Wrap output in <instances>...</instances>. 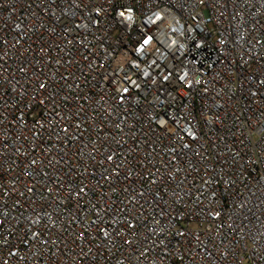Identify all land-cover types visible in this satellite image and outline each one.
Masks as SVG:
<instances>
[{
  "label": "built area",
  "instance_id": "2783aa9c",
  "mask_svg": "<svg viewBox=\"0 0 264 264\" xmlns=\"http://www.w3.org/2000/svg\"><path fill=\"white\" fill-rule=\"evenodd\" d=\"M0 264H264V0H0Z\"/></svg>",
  "mask_w": 264,
  "mask_h": 264
}]
</instances>
